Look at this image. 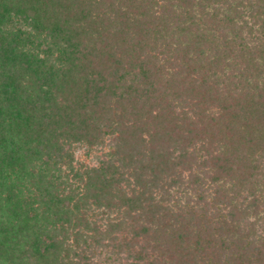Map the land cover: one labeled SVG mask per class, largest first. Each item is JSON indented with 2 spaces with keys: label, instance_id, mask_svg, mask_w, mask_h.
Instances as JSON below:
<instances>
[{
  "label": "trees",
  "instance_id": "obj_1",
  "mask_svg": "<svg viewBox=\"0 0 264 264\" xmlns=\"http://www.w3.org/2000/svg\"><path fill=\"white\" fill-rule=\"evenodd\" d=\"M0 264H264V0H0Z\"/></svg>",
  "mask_w": 264,
  "mask_h": 264
},
{
  "label": "rangeland",
  "instance_id": "obj_2",
  "mask_svg": "<svg viewBox=\"0 0 264 264\" xmlns=\"http://www.w3.org/2000/svg\"><path fill=\"white\" fill-rule=\"evenodd\" d=\"M76 156L81 158V160L83 162H86L88 164H93L95 162L94 157H93V153H91L89 156L85 157V156H83V152L79 150L78 152H76Z\"/></svg>",
  "mask_w": 264,
  "mask_h": 264
}]
</instances>
